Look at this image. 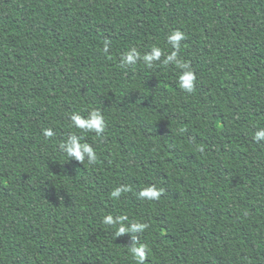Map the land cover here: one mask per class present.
Segmentation results:
<instances>
[{
  "label": "trees",
  "instance_id": "16d2710c",
  "mask_svg": "<svg viewBox=\"0 0 264 264\" xmlns=\"http://www.w3.org/2000/svg\"><path fill=\"white\" fill-rule=\"evenodd\" d=\"M262 129L264 0H0V264H264Z\"/></svg>",
  "mask_w": 264,
  "mask_h": 264
},
{
  "label": "clouds",
  "instance_id": "9594fccd",
  "mask_svg": "<svg viewBox=\"0 0 264 264\" xmlns=\"http://www.w3.org/2000/svg\"><path fill=\"white\" fill-rule=\"evenodd\" d=\"M181 39H184V33L180 31H174L169 37L168 41L172 45L174 51H172L169 55L166 57V62L170 60H174L178 56V51L180 48L179 41ZM107 51V47L104 49ZM136 50L133 49L131 53L126 55L122 58L124 63H132L137 57L134 56L132 53H134ZM162 50L158 47L153 49L152 55H146L142 59L146 64H150V62L154 59H157L161 56ZM176 64L179 65L184 71L179 76V86L181 89L191 93L194 90V82L196 80L195 73L190 70V67L186 63H181L178 59H176ZM72 123L75 127L79 129L89 130V131H95L98 135L103 133L106 127V123L104 120L103 115L98 111H93L89 117L85 118L82 117L79 114H73L71 116ZM44 135L46 137H52L54 135L53 131L51 129L44 130ZM261 138H264V129L256 132V135L254 137L255 140H260ZM67 147V151L69 154L73 155L78 161L84 162V153L88 155V162L89 163H95L96 161V153L94 149L88 144V143H80L79 138L76 135H72L65 143L61 144V148ZM121 191L120 188H117L112 192V196H116ZM163 192V189L157 190L154 186L149 187L147 189L142 190V195L147 196L149 199H159L161 196V193ZM104 222L107 224L110 222L109 217H104ZM139 227L145 228V224H139ZM123 228H119L118 233L123 232ZM135 258L138 261V264H144V261L146 259V250L144 247H140V249H137L135 251Z\"/></svg>",
  "mask_w": 264,
  "mask_h": 264
}]
</instances>
